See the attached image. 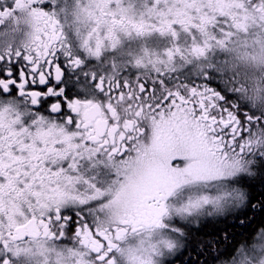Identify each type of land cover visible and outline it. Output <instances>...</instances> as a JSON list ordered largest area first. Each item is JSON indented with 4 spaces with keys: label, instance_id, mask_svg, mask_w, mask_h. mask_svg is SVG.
<instances>
[{
    "label": "snow or ice",
    "instance_id": "1",
    "mask_svg": "<svg viewBox=\"0 0 264 264\" xmlns=\"http://www.w3.org/2000/svg\"><path fill=\"white\" fill-rule=\"evenodd\" d=\"M257 213L264 0H0V264H264Z\"/></svg>",
    "mask_w": 264,
    "mask_h": 264
},
{
    "label": "trees",
    "instance_id": "2",
    "mask_svg": "<svg viewBox=\"0 0 264 264\" xmlns=\"http://www.w3.org/2000/svg\"><path fill=\"white\" fill-rule=\"evenodd\" d=\"M260 191V188L259 186H257L255 189H254V192H259ZM251 216V213L249 214ZM264 220V214H261V213H257L256 214V218L252 220L251 224L248 226L247 228V231H245L244 229H242L241 227H239L238 225H234L233 228H230L229 231L230 232H233L234 235L236 236L237 239H241L242 238V235L243 236H247L249 233L252 232V229L253 228H256L257 225L262 221ZM222 226V225H221ZM213 225L209 224L207 226H205L203 229H202V232L204 233H210L213 231ZM221 248L223 247V245L220 246Z\"/></svg>",
    "mask_w": 264,
    "mask_h": 264
}]
</instances>
